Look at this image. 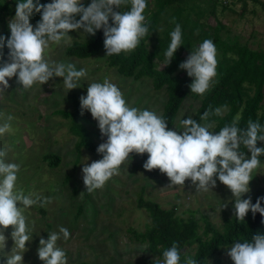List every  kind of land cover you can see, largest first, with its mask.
Masks as SVG:
<instances>
[{"label": "clouds", "instance_id": "9594fccd", "mask_svg": "<svg viewBox=\"0 0 264 264\" xmlns=\"http://www.w3.org/2000/svg\"><path fill=\"white\" fill-rule=\"evenodd\" d=\"M129 2L130 10L121 11V7ZM147 7V0H91L87 6L82 0H51L46 4H40L39 0L18 2L15 16L8 23L10 36L0 35V93L7 92L13 77L25 90L37 83L43 85L54 77H62L68 91L79 87L78 82L87 75L86 69L78 70L70 62H49L46 53L50 45L70 43L72 36L69 33L74 30L95 36L97 30L102 29L105 56L131 52L149 33L144 15ZM34 11L40 13L35 26L30 22ZM172 22L175 28L170 32L171 42L164 53L163 65L171 63L182 45L181 25L175 18ZM5 44L8 49L6 59L2 51ZM217 65L216 45L211 39L203 40L179 64V68L186 70L192 78L191 93L203 96L209 90L217 75ZM79 102L81 115L90 112L97 121L101 137H106L96 148L102 158L87 163L88 157H85L83 162L82 179L87 192L103 188L106 182L119 175L121 165L131 158L130 154L147 153L143 168L148 171L158 169L166 174L170 181L168 186L185 187L186 180H190L196 191L206 192L217 186L218 179L235 197L234 215L238 221H245L249 210L253 218L256 213L264 217L261 206L264 196L258 197L255 203L251 196L242 198L250 192L252 173L260 167L259 158L264 156V147L257 146V141H264V127L258 120L249 119L247 127L241 128L237 126V118L215 132L212 131L214 122L208 120L210 115L222 114L217 108L214 113L205 111L201 115L204 124L190 115L181 119L178 132L169 129L168 122L155 112L129 106L121 89L108 77L102 83L88 84L87 94L81 95ZM3 116L4 113H0V117ZM13 119L7 115V122L0 125V135L13 131L10 123ZM241 146L251 153L250 158L240 150ZM6 154L5 149H0V264H24L26 242L32 241L34 228V222L29 223L24 209L36 205L45 207L53 202V197H42L33 192L25 194L18 189L21 165L7 162ZM227 207L228 202L221 205V209ZM9 226L14 244L11 252H4L8 239L5 230ZM61 234L65 241L71 236L66 227L60 226L58 232L48 233L47 239L40 237L37 255L43 264H68L66 252L57 245ZM227 255L234 264H264V235H253L251 242L236 240ZM162 257L158 264H181L177 242L165 249ZM183 264L198 262L187 256Z\"/></svg>", "mask_w": 264, "mask_h": 264}, {"label": "rangeland", "instance_id": "374dc122", "mask_svg": "<svg viewBox=\"0 0 264 264\" xmlns=\"http://www.w3.org/2000/svg\"><path fill=\"white\" fill-rule=\"evenodd\" d=\"M163 1L160 0V3ZM170 1V8L160 15L162 21L152 35L151 51L160 47L158 40L175 25L173 18L176 22L178 19L186 21L187 17L204 24V28L212 30L213 34L219 32L221 38L228 42L264 49V6L259 1ZM147 4L145 18L159 9L158 0H147ZM178 10H181L180 14ZM4 29L5 26L0 24V35H4ZM201 31L199 29L195 34L198 36ZM70 35L72 39L68 44H51L46 58L49 62L73 63L78 70L86 69L87 75L78 82L79 87L68 91L63 78L54 77L43 85L37 83L25 90L16 84V78L13 77L9 80L7 92L0 93V113H4L0 117V125L7 122V115L14 117L10 121L13 131L0 135V149L6 150L7 162L21 165L18 189H22L25 194L33 192L42 197H53V202L45 207L36 205L24 209L29 223L34 222L32 241L26 242L27 250L23 253L24 264H43L37 255L39 239L41 236L47 239L48 233L58 232L60 226L66 227L71 233L67 241L63 240L61 234L57 242L66 252L68 264H151L142 260L150 258L155 261L157 257L151 256L148 245L137 242L133 235L135 230L144 231L146 224L151 221L148 211L138 205L142 194L146 199L160 203L163 208L176 207L177 213L184 217H189L192 212L197 218L204 214L218 227H222L225 216H234L235 197H232L227 186L218 179L217 186L206 192L196 191L190 180H186L185 187L168 186L170 181L166 174L158 169L145 170L143 163L147 158L141 159L135 153L130 154L131 158L121 165L119 175L106 182L103 188L94 190L89 197L86 196L82 179L85 157H88L87 163L102 157L86 148L79 150V137L71 132V128L81 130L75 125L83 123L90 130L97 146L106 140V137H101L97 121L90 112L85 111L81 115L80 111L78 116L73 115L76 100L79 102V97L87 94L88 84L102 83L108 77L121 89L129 106L148 109L159 116L164 111L168 96L165 88L156 89L149 77H124L115 67L109 66L105 54L87 59L68 57L66 50L69 45L76 38H84L88 34L81 30ZM221 54V50H218L217 58ZM188 55L184 54L185 59ZM159 60L160 54L154 58L155 64ZM164 63L165 60L160 63V68ZM198 106L199 100L189 97L172 129L179 132L180 120L189 115L193 117ZM225 112L226 109L221 108V113ZM52 153L62 157L63 162L57 168L50 167L43 159L44 155ZM250 156L248 152L246 157ZM252 176L250 192L242 198L264 193V162L253 171ZM224 202H228V207L221 209ZM81 205L84 206L83 214L77 217ZM200 223L203 230L204 223L201 220ZM5 235L8 239L3 251L11 252L14 244L11 226L5 230ZM227 251L218 260L210 258L208 264H234Z\"/></svg>", "mask_w": 264, "mask_h": 264}, {"label": "trees", "instance_id": "16d2710c", "mask_svg": "<svg viewBox=\"0 0 264 264\" xmlns=\"http://www.w3.org/2000/svg\"><path fill=\"white\" fill-rule=\"evenodd\" d=\"M89 1L91 3V0H82V3L87 6L90 4ZM254 1H259L264 6V1ZM18 2H22V0H0V24L5 26L3 35L5 37L10 36L8 20L15 16V8ZM35 2L36 0H34ZM49 2L51 0H39L40 4ZM170 2V0H164L160 3L158 0L157 8L159 9L145 20L149 27L148 35L140 40L139 45L133 51L107 56L109 66L115 67L126 78L149 77L156 89L165 88L168 98L161 116L168 122L169 129L175 125L178 114L189 97L199 100V106L192 118L201 124L205 123L200 119L205 111L214 113L217 108L226 109L224 114L209 116L208 122H214L212 131L218 132L237 118H239L238 127L246 128L249 119L254 122L258 120L264 127V49H253L249 45L239 42H228L221 38L219 32L213 34L212 30L207 31L204 28V24L199 23V21H192L187 17L186 21L176 20L183 31L182 45L174 54L171 63L160 68V63L165 60L164 53L171 42L170 32L174 30L175 25L170 27L169 31H166V35L158 40L161 45L156 47L157 50L151 51L150 45L153 39L152 35L158 30L162 21L160 15L167 8H170ZM130 7L129 2L121 7V11H128ZM177 13L180 14L181 10H178ZM39 20L40 13L34 11L30 17V22L35 26ZM199 29L202 31L197 36L195 32ZM75 32L77 31L74 30L69 34ZM205 39H211L216 45L217 51L221 50L222 54L221 57L217 58V75L209 90L201 96L191 93L189 85L192 78L187 75L186 70L179 68V64L185 60V53L190 54L199 46L198 43H202ZM103 41V30H97L95 36L88 34L84 38H76L67 48L66 55L87 59L105 54ZM2 51L6 59L8 52L6 44ZM158 54H160V60L155 64L154 58ZM79 112L80 103L76 100L73 111L74 117L78 116ZM75 126L81 128V130L71 128V132L79 137L77 144L79 150L82 151L86 148L97 153L96 148L98 146L92 140L90 130L83 123ZM257 146L264 147V141H257ZM240 150L244 151L246 155L249 152L243 146ZM138 156L141 159H146L147 153ZM43 159L52 168L59 167L63 162L61 155L55 153L46 154ZM259 159L264 162V156ZM85 194L88 197L91 195L87 190ZM261 196H264V193L252 196V203H255L257 198ZM138 205L148 211L151 221L146 224L147 227L144 231L135 230L133 235L137 242L148 245L151 256L157 257L155 261L150 258L144 259L142 260L144 263L158 264L163 258L162 252L171 247L173 242H177L181 250V264L187 256L196 259L198 264H208L210 258L218 260V257L226 249H229L236 240L251 242L253 235H264V223H262L264 217L260 213H256L255 218H253L250 210L245 221H238L235 215H227L223 218L222 227H218L204 214L201 218H197L195 212H192L189 217H184L177 213L176 207L163 208L160 203L146 199L144 194L140 196ZM261 206L264 207V201H261ZM83 209L84 206L81 205L77 211V217L83 214ZM200 220L204 223L203 230H201Z\"/></svg>", "mask_w": 264, "mask_h": 264}]
</instances>
